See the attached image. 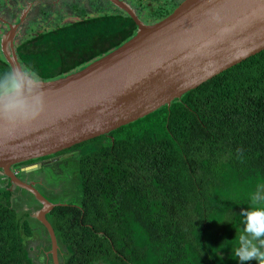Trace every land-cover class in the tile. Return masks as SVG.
<instances>
[{"label": "trees", "instance_id": "trees-1", "mask_svg": "<svg viewBox=\"0 0 264 264\" xmlns=\"http://www.w3.org/2000/svg\"><path fill=\"white\" fill-rule=\"evenodd\" d=\"M180 2L160 0L138 13L156 22ZM89 6L92 15L81 7L74 20L18 42L19 65L51 81L135 35L132 19L108 0ZM70 153L78 202L46 216L63 264H239L232 247L240 212L264 184V50L140 120L18 166ZM13 198L9 183L0 187V264H33L25 243L31 228L12 208Z\"/></svg>", "mask_w": 264, "mask_h": 264}, {"label": "water", "instance_id": "water-1", "mask_svg": "<svg viewBox=\"0 0 264 264\" xmlns=\"http://www.w3.org/2000/svg\"><path fill=\"white\" fill-rule=\"evenodd\" d=\"M108 1L132 19L135 35L78 72L42 81V106L34 117L14 125L0 121V175L39 203L34 218L47 233L51 264H60L59 247L46 215L59 205L14 175L13 167L140 120L264 50V0H183L152 23H144L123 2ZM8 47L10 69H21L11 39ZM57 160L29 164L20 172Z\"/></svg>", "mask_w": 264, "mask_h": 264}, {"label": "rangeland", "instance_id": "rangeland-1", "mask_svg": "<svg viewBox=\"0 0 264 264\" xmlns=\"http://www.w3.org/2000/svg\"><path fill=\"white\" fill-rule=\"evenodd\" d=\"M119 1L130 7L141 20L151 23V19L139 15L138 12L143 11L145 14L160 0ZM106 2L107 0H0V58L10 57L11 52L8 47L10 39L17 45L18 42L38 31L52 29L65 20H74L77 10L81 7L88 12L89 16L92 15L89 3L96 7ZM72 5L76 9L73 10ZM10 26L14 28L12 34H10V30L8 31ZM90 145L82 147L80 152ZM72 154L75 155L76 153ZM72 154L62 155L57 158V161L27 174L19 172L17 169L18 177L21 180L34 182L36 190L53 205L77 204L80 191L77 186L79 182H77V162L75 159H71ZM3 186L4 184L0 183V187ZM12 192L16 196L12 199V208L20 214V217H24L31 228L32 236L25 241L29 257L33 264H51L46 255L49 249L47 233H45V228L34 218V214L40 209L39 203L24 191L17 189ZM46 219L50 220L49 218ZM49 223L51 222L49 221ZM62 255L63 249L61 248L59 251L60 264H63Z\"/></svg>", "mask_w": 264, "mask_h": 264}, {"label": "clouds", "instance_id": "clouds-1", "mask_svg": "<svg viewBox=\"0 0 264 264\" xmlns=\"http://www.w3.org/2000/svg\"><path fill=\"white\" fill-rule=\"evenodd\" d=\"M41 87L42 78L31 66L0 71V121L14 125L37 115L42 106ZM16 170L12 169L17 176ZM0 182L8 183L1 175ZM249 200L251 206L240 212L242 229L232 253L239 264L252 260L264 264V184L257 185Z\"/></svg>", "mask_w": 264, "mask_h": 264}, {"label": "flooded vegetation", "instance_id": "flooded-vegetation-1", "mask_svg": "<svg viewBox=\"0 0 264 264\" xmlns=\"http://www.w3.org/2000/svg\"><path fill=\"white\" fill-rule=\"evenodd\" d=\"M181 2H182V1H181ZM181 2H180V3H181ZM143 21H144V20H143ZM144 23H145V21H144ZM146 23H147V21H146ZM148 23H149V22H148ZM151 23H152V22H151ZM7 25H8V24H7ZM10 29H11V26L8 27V31H9ZM12 43H13V42H12ZM13 46H14V47L16 46V45H15V42L13 43ZM14 49H15V48H14ZM55 158H58V157H55ZM50 159H52V158H50ZM50 159H48V160H50ZM42 161H45V160H41V161H39V162H42ZM36 163H38V162H36ZM16 167H17V169H21L23 166H20V167H19V166H15V167H13V169H16ZM18 175H19V173H17V176H18ZM28 182H29V181H28ZM0 183H1V182H0ZM32 183L34 184V182H32ZM1 184H2V183H1ZM3 184H4V186L7 185L6 182H5V183L3 182ZM37 211H38V210H37ZM37 211H36V212H37ZM48 214H49V213H48ZM48 214H47V215H48ZM47 215H46V216H47Z\"/></svg>", "mask_w": 264, "mask_h": 264}, {"label": "crops", "instance_id": "crops-1", "mask_svg": "<svg viewBox=\"0 0 264 264\" xmlns=\"http://www.w3.org/2000/svg\"><path fill=\"white\" fill-rule=\"evenodd\" d=\"M14 190H16V189H14ZM14 190H12V191H14Z\"/></svg>", "mask_w": 264, "mask_h": 264}]
</instances>
